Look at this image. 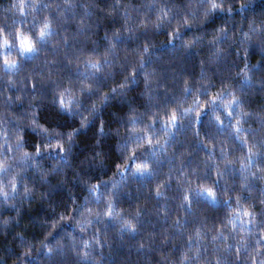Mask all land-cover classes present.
I'll list each match as a JSON object with an SVG mask.
<instances>
[{"label": "trees", "instance_id": "obj_1", "mask_svg": "<svg viewBox=\"0 0 264 264\" xmlns=\"http://www.w3.org/2000/svg\"><path fill=\"white\" fill-rule=\"evenodd\" d=\"M221 2L0 0V264H260L264 0Z\"/></svg>", "mask_w": 264, "mask_h": 264}, {"label": "snow or ice", "instance_id": "obj_2", "mask_svg": "<svg viewBox=\"0 0 264 264\" xmlns=\"http://www.w3.org/2000/svg\"><path fill=\"white\" fill-rule=\"evenodd\" d=\"M209 8L212 10H215L217 8L223 9V4H222L221 0H209ZM20 10H21V12H23L22 6H21ZM229 11H231V10L229 9ZM205 14H207V13H205ZM165 15H167V14L165 13ZM185 23H187V21H185ZM47 29H48V24L45 23L43 26V29L39 33V39H43L45 37ZM2 35H3V30L0 29V37H2ZM169 35L171 36V33H169ZM247 35L248 34L245 33V37H247ZM16 40L19 42L18 46H19V51H20L21 56H23L25 53L32 54V53H36L38 51L37 48L34 47L32 41L29 39V37L28 36H22L20 34L19 30H17ZM187 43H190V42H186V44ZM8 45H9V41L7 39H0V48H7ZM147 50H148L147 45H145L144 51H147ZM261 50L264 51V48H262ZM9 63L15 64V61L9 62L8 60H4L5 66L9 65ZM86 67H90L92 69H95V73H89L88 75L81 74L83 76L84 80H87L89 78V76H94L96 73L100 72L101 63L89 61L88 65H86ZM246 69H247V64L245 63L244 67H242L240 69L241 73H243V79L244 80L249 79L248 72L246 71ZM146 80H147V77H146ZM81 83L83 85V80L81 81ZM89 88H90V85H84L83 87H81L80 92H83L85 89H89ZM185 91H187V88H185ZM75 100H76L75 96H66L64 92H61L58 101H57V98L55 97L54 102L58 104L59 108L71 112V106L75 102ZM233 104H235L236 106L240 105L239 101L236 99L235 96H233L232 101H229L225 105V108H228V107L232 106ZM188 111L189 110L186 109L185 114H187ZM227 114L229 117H231L233 115V112H228ZM236 115H237V119L239 120V118L242 115H244V113H236ZM197 119H198V117H197ZM216 119H219V117H217ZM176 120H177V116L175 114H172L169 117V121L165 125V131H167V128H169V127H174ZM31 124L34 127H40L41 130L45 133H47V131H48L47 129H45L43 127V125H38L35 119L32 120ZM81 124L82 125L84 124L83 120L81 121ZM132 125H133L132 132L134 133L135 132V127H134L135 119L134 118L132 120ZM233 127L236 129L237 132L240 131V129L237 125H233ZM139 139L140 138L137 137V140H139ZM237 139H239L238 136H237ZM17 143L21 149V159H32V158H34V155H38L40 152V146L39 145L35 146L34 154L30 153L28 151H23L22 138H20V137L17 138ZM57 143L59 144V142H57ZM148 143L150 144L151 140H149ZM45 147H48V145H45ZM59 150L61 152L64 151L62 145L59 147ZM117 167L119 168V165ZM134 167L136 169V172H139L141 175H143L144 171H146L148 169V164L147 163H144L143 165L136 164ZM0 170H4V161L3 160H0ZM12 187L15 188V184ZM90 190L93 192L96 191L97 190L96 185H92L90 187ZM25 191L27 192V189ZM157 195H159V192H157ZM195 195L206 198L210 204L217 203V199H218L217 194L212 187H205L202 185L200 188V191L195 192ZM184 200H186V201L189 200V196L185 195ZM262 203H264V201H262ZM243 214L245 216L249 215V213L247 211H245ZM104 215L108 216V217L113 216V205L111 202L108 204V210L104 213ZM259 222L264 224V219H262ZM126 223H128V222L126 221ZM128 226L130 229H133V226L130 223ZM261 239H264V235H262ZM237 259H239V257H237ZM253 264H255V261H253ZM260 264H264V259L261 260Z\"/></svg>", "mask_w": 264, "mask_h": 264}, {"label": "clouds", "instance_id": "obj_3", "mask_svg": "<svg viewBox=\"0 0 264 264\" xmlns=\"http://www.w3.org/2000/svg\"><path fill=\"white\" fill-rule=\"evenodd\" d=\"M3 161H4V170H6V169L9 167V160H8V158H4ZM8 183H9L10 185H12V186L15 184V172H13V174H12V176L10 177ZM26 189H27V188H26ZM26 189H25V190H26ZM0 191H2V189H0ZM27 191H28V189H27Z\"/></svg>", "mask_w": 264, "mask_h": 264}]
</instances>
